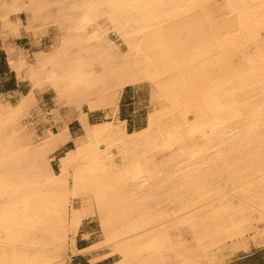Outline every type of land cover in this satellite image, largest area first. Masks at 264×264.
Listing matches in <instances>:
<instances>
[{
    "label": "bare ground",
    "instance_id": "bare-ground-1",
    "mask_svg": "<svg viewBox=\"0 0 264 264\" xmlns=\"http://www.w3.org/2000/svg\"><path fill=\"white\" fill-rule=\"evenodd\" d=\"M260 4L0 0V39L20 37L19 15L51 8L59 30L36 63L16 68L30 93L0 98V260L69 264L93 222V263L229 264L263 247ZM143 83L149 111L130 131L117 98ZM46 91L60 102L50 115L57 131L40 135L28 117Z\"/></svg>",
    "mask_w": 264,
    "mask_h": 264
},
{
    "label": "rangeland",
    "instance_id": "rangeland-1",
    "mask_svg": "<svg viewBox=\"0 0 264 264\" xmlns=\"http://www.w3.org/2000/svg\"><path fill=\"white\" fill-rule=\"evenodd\" d=\"M11 1H13V0H11ZM5 9L8 10V12H9V7H5ZM55 11H56V9L54 10L53 8H51L49 11H46L45 13H43L42 17L39 19H34L33 14L31 12L30 13L29 12L24 13V14L18 16L19 18H21V17L24 18L25 23H23V28L28 33H31L30 34L31 37L36 41V44L38 45V48L40 50L35 52L33 56H30L29 53H27V52L19 51V50H12L11 48H9L8 53L10 55L14 56L15 53H18L17 55L14 56V58H16V59H14L11 56V61H16V63L11 64L13 69L17 70L16 68H23L24 66L28 65V63H33V64L36 63L35 60L38 59L37 53L41 52L42 50H47L53 44L57 43V41H58L57 39L59 38V30L56 27L57 25L55 26V24H54V22H55L54 15L56 14ZM10 16L12 18H15L14 14H10ZM30 16L33 19L32 21H36V22L32 23L33 29L41 27L43 22L47 23V27L44 28V31L42 33L38 34L35 30L30 31L28 29L29 25H30ZM53 17H54V19H53ZM50 19H51V21H50ZM25 26L27 28H25ZM21 29H22V26H21ZM50 29L52 30V33H53V35L51 36V41H50V43H46L45 45L42 46V44L40 43V40L45 35L48 34ZM56 36H58V38ZM112 36H113L114 42L120 47V49L124 50L125 45L122 43V40L117 35H112ZM6 37L9 38L12 36H10L8 34L3 35V39H7ZM151 91H152V87L148 83H143V84L136 86L134 88H128L125 90L126 100L122 101V105H124V115L123 116H124V118H128L130 120L129 125H128V128L130 131L139 130L142 128V126H144L145 121H146V117H147V113L149 111L148 109H149ZM123 93L117 98V104H119V105H120V101H121ZM52 98H53L52 103L46 102V105L43 107L45 109V112H44L43 118L42 119L40 118V121H43L46 125L47 124L53 125V128L51 127V125H48L47 127H43V129H41L42 127L38 126L37 123L40 121L38 120L39 118L37 116H34V114L41 113V111L39 110V108H37V106H35L34 108H36L38 110L35 109V111H34V108H33L32 109L33 111L32 110L30 111V115L32 114L33 116L29 115V117H28L30 120L32 119L31 121L35 124L40 135H44V134L48 133V131H53V132L57 131V127L51 123V116L50 115L52 114V112L54 110H56L58 108V106L60 105V102H58V99L54 93H53ZM14 103H15V101H14ZM49 108H51V109L49 110ZM47 110H49L48 113H46ZM37 111H39V112H37ZM45 119H47V120H45ZM98 120H100V117L98 115L93 116L92 122H96ZM54 126H55V128H54ZM73 128H74V132H75L78 129V124L75 123L73 125ZM61 154L62 153H58L53 157L52 166L56 170L58 168V159L61 156ZM91 229H92L93 235L91 237L87 238V239H89L88 245H90V246H91V244H93L95 242V239L98 235L96 222L92 223ZM78 238L79 239L84 238L83 232H81L79 234ZM71 256H72V258L69 261V264H79L82 262V259L75 258L76 255L75 256L71 255ZM97 256H98V253L93 252V253L87 254V259L90 261V263H93L92 259L97 257ZM81 264H89V263H86L85 261H83V263H81ZM100 264H113V259L105 260Z\"/></svg>",
    "mask_w": 264,
    "mask_h": 264
},
{
    "label": "crops",
    "instance_id": "crops-1",
    "mask_svg": "<svg viewBox=\"0 0 264 264\" xmlns=\"http://www.w3.org/2000/svg\"><path fill=\"white\" fill-rule=\"evenodd\" d=\"M23 23H25V20L23 17H21ZM31 33H28L24 28L21 29V35L20 37H9L7 39H0V98L4 97L8 99L11 102L16 101L17 98L20 96H27L30 93L31 89V83L27 79H22L18 76V73L15 69H13L11 65V56L8 53V49L11 48L12 50H19L29 53L30 56H33L35 52L39 51L38 45L36 44V41L31 37ZM53 35L52 30L50 29L48 34L45 35L41 40L40 43L45 45L46 43H50L51 36ZM18 53H15L17 55ZM14 56H12L14 58ZM16 59V58H14ZM16 63V61H13ZM53 93L51 91H46L43 94H41L38 98V108L41 111V113L34 114V116H37L40 121V118H43L45 109L43 108L47 103H52L53 101ZM126 100V94L125 91L122 95L121 101H120V115L121 118L127 119L128 125H129V119L124 118V105H122V101ZM51 108H49L50 110ZM46 113H48V111ZM101 113H94L91 116V120L93 116L98 115ZM75 120V121H74ZM77 123V119L71 120L69 124V129L72 133H74L73 125ZM38 126L47 127L51 124H45L43 121H40L37 123ZM53 128V125H51ZM55 128V126H54ZM73 143L70 142L67 144L66 148H72ZM89 239L87 238H81L77 240V249L79 251H82L83 253L78 254L75 256V258L82 259V262L85 261L89 264H100L103 261H98L96 263H90V261L87 259V254H90L86 252ZM86 253V254H85ZM108 260V259H107ZM105 261V260H104ZM79 263V264H81ZM229 264H264V246L259 248H254L248 253H242L239 256L235 257L232 261H230Z\"/></svg>",
    "mask_w": 264,
    "mask_h": 264
},
{
    "label": "snow or ice",
    "instance_id": "snow-or-ice-1",
    "mask_svg": "<svg viewBox=\"0 0 264 264\" xmlns=\"http://www.w3.org/2000/svg\"><path fill=\"white\" fill-rule=\"evenodd\" d=\"M4 7H9V5L5 4ZM32 6L31 5H24V8H31ZM87 7V6H85ZM99 7H103V6H100V5H93L92 8L93 9H96V8H99ZM193 7H198V6H193ZM230 7V5H229ZM260 10H261V13L264 14V0H261V4H260ZM98 19H102L101 16H97L95 19H88L86 17V20H87V23L89 24H94L96 23V20ZM36 21H32V17L30 16V25H29V30L32 31V30H35L38 34L42 33L44 31V28L47 27V23L46 22H43L42 23V26L41 27H38V28H35L33 29L32 28V23H34ZM115 21H113L114 23ZM49 83H52L51 81H49ZM59 87H58V91H59ZM27 103V101L25 102V104ZM25 105H22L21 108H23ZM262 216H264V210H262ZM0 264H20L19 261H13V262H9V261H6V260H0ZM123 264V262H122Z\"/></svg>",
    "mask_w": 264,
    "mask_h": 264
}]
</instances>
